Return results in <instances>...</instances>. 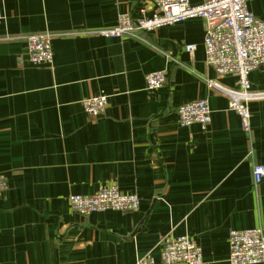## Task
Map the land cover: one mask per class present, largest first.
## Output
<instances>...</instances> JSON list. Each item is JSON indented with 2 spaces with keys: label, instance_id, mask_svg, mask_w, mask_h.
Instances as JSON below:
<instances>
[{
  "label": "crops",
  "instance_id": "obj_1",
  "mask_svg": "<svg viewBox=\"0 0 264 264\" xmlns=\"http://www.w3.org/2000/svg\"><path fill=\"white\" fill-rule=\"evenodd\" d=\"M203 0H190L201 3ZM0 264H134L164 236L199 244L201 264H230L228 231H264V98L250 101V133L240 127L226 95L208 87L236 86L216 77L205 60V25L187 17L133 38L94 31L133 16L154 0H0ZM249 10L264 19V0ZM47 33L52 63L31 64L19 36ZM16 38H9V37ZM195 44L189 54L184 46ZM166 70L167 81L145 91V75ZM264 91V64L249 73ZM108 96L105 113L88 116L81 100ZM207 99L211 121L181 126L179 105ZM115 183L139 198L133 212L86 216L70 194H92Z\"/></svg>",
  "mask_w": 264,
  "mask_h": 264
},
{
  "label": "built area",
  "instance_id": "obj_2",
  "mask_svg": "<svg viewBox=\"0 0 264 264\" xmlns=\"http://www.w3.org/2000/svg\"><path fill=\"white\" fill-rule=\"evenodd\" d=\"M252 0H154L153 9L141 6L137 14H119L115 24L96 30L93 34L106 38H133L147 43L146 37L152 30L177 23L187 17H198L205 25L203 49L205 60L216 77L229 74L236 77V86L220 85L215 79L207 81L208 87L228 98V108L235 111L240 127L250 133V101L264 98V91H253L249 73L264 64V19L256 17L249 10ZM3 19L0 6V22ZM25 42L27 59L31 64L52 63L51 40L55 36L47 33H31L19 36ZM16 38V37H9ZM195 44H186L184 50L191 54ZM145 91L151 93L167 81L166 70L145 75ZM108 96L98 94L81 100L84 112L97 118L105 113ZM181 126L197 123L202 130L211 121L207 99H196L177 108ZM254 187L264 178V163L253 164L251 168ZM8 187L7 178L0 173V198ZM71 210L86 216L93 212L118 210L133 212L138 209L139 198L134 193H124L115 183L100 186L92 194H70ZM228 252L230 264H264V231L260 226L228 231ZM199 244L188 236H164L159 242L161 264H201L203 261ZM134 264H156L151 253L139 256Z\"/></svg>",
  "mask_w": 264,
  "mask_h": 264
}]
</instances>
